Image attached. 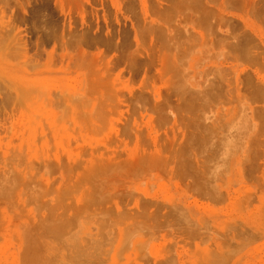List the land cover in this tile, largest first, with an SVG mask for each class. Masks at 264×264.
<instances>
[{
	"label": "rangeland",
	"instance_id": "rangeland-1",
	"mask_svg": "<svg viewBox=\"0 0 264 264\" xmlns=\"http://www.w3.org/2000/svg\"><path fill=\"white\" fill-rule=\"evenodd\" d=\"M219 2L0 0V264H264V0Z\"/></svg>",
	"mask_w": 264,
	"mask_h": 264
},
{
	"label": "bare ground",
	"instance_id": "bare-ground-1",
	"mask_svg": "<svg viewBox=\"0 0 264 264\" xmlns=\"http://www.w3.org/2000/svg\"><path fill=\"white\" fill-rule=\"evenodd\" d=\"M225 0H221V2H219V5L216 7L217 11L221 14V15H225L227 14L226 13V7H225V3H224ZM73 166V165H72ZM99 171V170H98ZM97 172V171H96ZM13 179V178H12ZM73 183V182H72ZM71 185V184H70ZM68 185V186H70ZM72 186V185H71ZM71 188V187H70ZM57 206V205H56ZM55 207V206H54ZM63 220V219H61ZM66 220V219H64ZM63 220V221H64ZM67 221V220H66ZM70 225V224H69Z\"/></svg>",
	"mask_w": 264,
	"mask_h": 264
}]
</instances>
